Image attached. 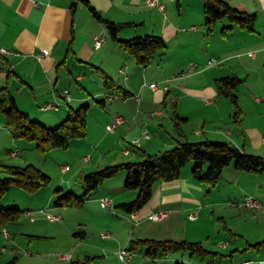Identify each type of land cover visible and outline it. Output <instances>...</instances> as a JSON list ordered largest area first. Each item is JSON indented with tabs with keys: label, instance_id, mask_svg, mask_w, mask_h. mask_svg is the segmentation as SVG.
<instances>
[{
	"label": "crops",
	"instance_id": "obj_1",
	"mask_svg": "<svg viewBox=\"0 0 264 264\" xmlns=\"http://www.w3.org/2000/svg\"><path fill=\"white\" fill-rule=\"evenodd\" d=\"M225 1L240 12L256 14L253 32L234 27L223 34L224 28L232 25L226 19L210 33L205 26L202 0H160L164 11L148 6L147 0H0V49L20 54H0V88L8 85L17 107L31 120L51 128L61 124L75 110L74 106L101 103L107 109V116L100 123L103 129L116 118L125 121L119 127L124 134L125 156L131 155L132 148L147 156L169 150L178 141H212L228 143L246 154L264 158V0ZM89 6L105 21L124 24L119 34L122 39L157 36L166 41V50L157 54L148 68L142 67L110 38L106 25L93 16ZM95 37L105 41L96 46ZM42 53L45 56L40 58ZM211 61L216 64L211 65ZM96 69L126 95L123 91L108 90ZM232 76L243 80L236 91L241 123L234 121L232 104L218 95L215 85L216 80ZM153 83L158 85L156 90L150 88ZM74 84L80 90L74 91ZM66 95L71 96L70 101ZM112 96L117 98L111 99ZM48 105L58 107L42 110ZM174 111L187 120L182 125V137L174 127ZM188 127L192 128L191 133ZM146 131L149 138L143 135ZM105 140L101 139V144ZM235 173L232 172L237 182L245 177L258 190L264 189V174ZM179 183L181 179L164 182L161 189L170 194L161 199L153 195V201L139 213L129 215L121 208L122 212H113L121 220L118 233L127 231L126 223L136 224V229L127 231L128 237L119 241L115 250L122 251L131 241L144 239L184 238L192 242L187 237L185 217L174 228L178 237L165 235L171 233V223L176 224L172 216L191 213L197 202L189 196L188 188ZM136 198L131 194L116 200L119 205ZM160 212L168 217L160 221L151 218ZM150 229L161 234L147 235ZM2 230L6 231L5 226ZM82 245L83 242L79 246ZM138 254L144 255L140 264L186 263L184 255L151 260L145 256V249ZM134 260L131 258V263ZM211 262L212 259L206 264Z\"/></svg>",
	"mask_w": 264,
	"mask_h": 264
},
{
	"label": "rangeland",
	"instance_id": "obj_2",
	"mask_svg": "<svg viewBox=\"0 0 264 264\" xmlns=\"http://www.w3.org/2000/svg\"><path fill=\"white\" fill-rule=\"evenodd\" d=\"M82 75L86 78L89 76ZM98 82L100 86L101 81ZM73 87L74 91L80 90L78 84H74ZM90 105L86 138L72 140L67 149L53 148L46 153L41 152L35 142L14 139L6 125L5 117L0 116V180L11 177L7 167L25 168L28 165L34 166L51 178L50 184L36 193L12 187L0 198V210L17 208L24 213L18 223L5 225L6 232L11 235L10 239L4 237L0 226V264H70L71 261L61 258L67 253L72 254L74 262H83L85 257L89 256L94 258L89 264H122L119 257L121 251L115 249L119 241L123 242L128 237L127 231L136 229V224L130 221L124 225L127 231L118 233L121 229V220L113 215V212H122V210L117 207L116 199L119 196L138 195L137 191H129L125 188V172L106 181L85 199L82 207L56 205L57 199L66 193L83 195L85 175L97 172L102 167L141 162L146 158L143 151L136 148H132L130 156H125L124 134L121 128L117 129L116 133H109L106 128L103 129L100 123L106 118L107 109L105 111L101 103L97 105L90 103ZM80 107L81 104L74 106V109ZM188 128L191 133L192 128ZM172 136H175L174 133ZM105 138L106 140L101 144V139L103 141ZM156 153L158 152L150 155ZM66 168L69 169L65 170ZM192 170L193 163H188L182 170V183L179 184L186 186L190 191L189 196L197 200L194 204L195 209L191 213H197L198 220L191 221L189 212L175 213L172 221L176 220V224L171 223V233L165 235L178 237L177 230L175 231L174 228L179 227V220L185 217L188 222L185 226L188 234L186 236L193 239L192 242L202 241L203 246L216 255L202 258L178 252L167 257L184 255L186 262L184 264H196L197 261L201 262L200 264H206L211 259L216 264H246L248 262L264 264V244L255 247L264 242V189L258 190L254 182L245 177H240L237 182L236 175H233L238 172L234 163L224 170L222 179L215 188L198 182L193 177ZM163 184L164 182L155 183L153 198L161 199L170 194L161 189ZM114 190L117 191L114 193ZM104 197L112 200L111 207H101V200L105 199ZM247 198L260 201L263 207L258 210L240 209L237 205ZM181 202L182 205L186 204L184 201ZM49 214L60 216L61 220L50 221L47 219ZM187 216L188 219H186ZM32 217L37 220L36 223L31 222ZM81 229L87 233L85 240L74 237V234ZM154 232H156L154 229H150L146 234L152 235ZM104 235L108 237H103ZM178 239L180 240L177 241H184V238ZM81 242H83L82 247L79 246ZM223 244L227 246L223 248ZM130 255L136 261L131 263L130 260V264H140L142 260L140 258L144 256Z\"/></svg>",
	"mask_w": 264,
	"mask_h": 264
},
{
	"label": "trees",
	"instance_id": "obj_3",
	"mask_svg": "<svg viewBox=\"0 0 264 264\" xmlns=\"http://www.w3.org/2000/svg\"><path fill=\"white\" fill-rule=\"evenodd\" d=\"M205 16V26L212 33L216 25L228 20L232 25L224 28L223 34L239 29L254 31L256 14H248L238 11L225 0H202ZM87 3V2H86ZM93 16L106 25L110 38L117 42L139 65L148 68L157 54H161L167 48L166 41L157 36L138 37L129 40L120 37L123 25H115L105 21L100 13L89 6ZM101 75L104 85L114 92L123 91L115 82L105 75L100 69H96ZM243 80L232 76L216 80L215 85L220 97L226 98L232 104L236 123H241L242 110L238 102L236 91ZM126 95V92L123 91ZM91 106L83 104L76 110H71L67 118L58 127H47L22 112L16 105L8 85L0 88V116L5 117L6 125L11 130L14 139H26L37 144V148L43 152H49L53 148H69L74 139L86 138L87 118ZM187 120L174 111V127L176 133L182 137V125ZM193 163V177L200 183L215 188L224 170L234 163L238 172L255 175L264 174V158L244 153L237 147L228 143L204 141L201 143L180 142L164 152L156 155H147L141 162H128L116 166L104 167L97 172L89 173L84 177V193L77 196L73 192L60 196L56 205L60 207H82L86 198L90 197L106 181L117 177L121 172L126 173L125 188L129 191H137V198L129 203L119 204L117 207L126 211L129 215L139 213L148 205L153 197V189L156 182H174L181 179L182 170L188 164ZM11 177L0 180V198L6 195L12 187H17L36 193L41 188L47 187L51 178L32 165L25 168L7 167ZM24 213L19 209L0 210V226L18 223ZM75 238L85 240L87 233L84 229L74 234ZM264 242L255 245L259 247ZM145 249V256L151 260L176 254L178 252L189 253L191 256L208 258L215 253L208 251L200 242L189 241H158L144 239L131 241L126 249L130 254H138ZM94 258L85 257L83 262L71 261L70 264H89Z\"/></svg>",
	"mask_w": 264,
	"mask_h": 264
},
{
	"label": "built area",
	"instance_id": "obj_4",
	"mask_svg": "<svg viewBox=\"0 0 264 264\" xmlns=\"http://www.w3.org/2000/svg\"><path fill=\"white\" fill-rule=\"evenodd\" d=\"M147 5L152 7V8H160L162 11H164V6L160 3V0H147ZM95 40V44L96 46H99L101 45V43H103L105 41L104 38H101V37H95L94 38ZM0 54L5 56V57H14V56H19L20 54L15 52V51H9L7 49H4V48H1L0 49ZM45 56V53H42L41 55H39L40 58H43ZM211 65H214L216 64L215 61H211L210 62ZM191 69H194V66H192ZM150 88L153 89V90H156L158 88V85L153 83L150 85ZM167 89V88H166ZM120 97V96H119ZM112 98H117L116 96H112ZM121 98V97H120ZM66 100L67 101H70L71 100V96L70 95H66ZM58 106H53V105H48L46 107H44L42 110H48V109H53V108H57ZM125 123L124 119L123 118H116L115 121L111 124H109L107 126V131L109 133H115L116 130ZM144 137L146 138H149V133L146 131L144 132ZM69 168H66L65 170H68ZM113 204L112 200H109L108 198H105L101 201V206L103 208H108V207H111ZM240 209H250V210H255V209H261L263 207V204L256 200V199H253V198H247L246 200H244L243 202L239 203L237 205ZM168 217V214L167 213H164V212H160V213H154L151 215V218L155 221H160L164 218H167ZM198 217L197 213H191L189 215V218L191 220H196ZM47 219L50 220V221H59L61 220L60 216H55V215H47ZM32 221H35V218L32 217ZM3 234L4 236L6 237H10V234L6 231H3ZM103 237H108V235H104ZM227 245H223V248H225ZM5 252V250L3 251ZM119 257H120V260L122 261V264H130V260H131V255L130 253L124 249L122 250L120 253H119ZM63 260H66V261H71L72 260V254H66V255H63L61 257ZM210 264H216L215 262H211ZM246 264H252L251 262H248Z\"/></svg>",
	"mask_w": 264,
	"mask_h": 264
}]
</instances>
